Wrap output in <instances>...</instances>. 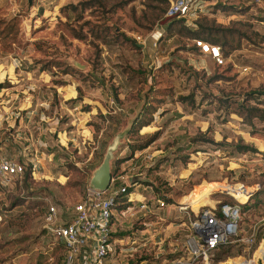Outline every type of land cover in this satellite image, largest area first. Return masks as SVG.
<instances>
[{
	"label": "rangeland",
	"instance_id": "1",
	"mask_svg": "<svg viewBox=\"0 0 264 264\" xmlns=\"http://www.w3.org/2000/svg\"><path fill=\"white\" fill-rule=\"evenodd\" d=\"M105 1L0 0V18L11 26L8 38H0L1 86L9 88L11 80L18 93L9 102L12 118L19 111L17 121L33 125L38 105L46 101L49 113L58 114L57 131H66L60 138L78 142L64 148L51 133L38 177L0 185V264H62L65 248L45 229L48 205L56 207L59 221H69L108 148L113 147L112 162L153 136L141 150L152 159L144 161L136 151L118 171L128 176L135 165L142 169L144 183L137 188L150 209L136 203L115 209V252L105 264H162L165 257L183 255L191 212L183 204L194 211L218 208L235 201L232 193H256L241 212V238L264 232V120L248 125L238 114L248 93L264 90V23L254 19L264 16V0H196L204 13L182 24L194 30L196 19L206 17L219 29L234 30H226L235 35L236 48L223 66L188 50L187 36L169 34L163 11L173 0ZM22 88L27 93H19ZM257 101L249 103L264 109ZM25 107L31 112L26 117ZM139 115L145 127L132 126ZM238 143L257 152H235ZM16 147L0 141V155ZM197 197L206 202L191 203ZM156 199L164 205L156 207ZM132 234L147 238L137 254L117 241ZM230 244L213 260H255L264 250V244L253 251L246 242Z\"/></svg>",
	"mask_w": 264,
	"mask_h": 264
},
{
	"label": "built area",
	"instance_id": "2",
	"mask_svg": "<svg viewBox=\"0 0 264 264\" xmlns=\"http://www.w3.org/2000/svg\"><path fill=\"white\" fill-rule=\"evenodd\" d=\"M203 9L204 6L198 4L196 0H173L164 16L166 18L177 17L189 20L191 17H196L198 14L204 13ZM135 38L137 41L141 40L140 36H135ZM191 42L192 46H195L199 53L210 57L216 66H223L226 63V57L222 54L220 46L210 44L202 39H193ZM2 81L0 80V84ZM8 81L11 84L9 88L0 87V97L2 92H10L6 93L5 98L0 101V124L3 122L0 133L5 136L1 141L6 145V141L11 140L13 143L12 146L16 144L17 147L13 152H9L8 150L6 154L0 155V185L2 186H8L13 179H23L26 169H30V174L33 178L38 177L35 174L39 172V164L43 158V153L40 150L46 146L45 143L40 145L38 139L30 140L25 136L24 132H26L27 124H25L24 118H20L17 121L19 111L14 113V119L12 118L13 111L11 112L10 110L11 103L9 102L13 98H16L18 93H15L16 91L12 89L15 83L11 80ZM20 90L19 93L23 92L25 94L24 91L27 93V89L22 88ZM24 98V101L28 100L26 95ZM38 106L39 110L36 112L37 119L35 122L37 128H43V125L49 119L55 122L58 121V114L54 110L49 113L51 107H49L46 101H42ZM24 109L26 110L24 114L26 117L31 112L28 111V107ZM10 119L12 120L10 121ZM57 127V125H50L48 132L56 134V138L58 139L56 140L61 146L68 148L69 143L76 142V139L65 138L63 140L64 137L61 139L60 134L64 136L66 131L63 130L61 132L60 129L57 131ZM15 153L16 155H14ZM17 155L18 157L21 155L23 159H18ZM140 157L144 161H150L153 154L140 152L138 158ZM134 176L138 177V179L142 176V171L136 165L132 167V173L128 176L118 173L112 174L106 190L95 189L89 185L83 200L74 206V214L67 222L59 221L56 207L48 205L45 214V229L61 241L65 248L62 264H105V260L113 255L115 250L112 247V223L115 218V209H118L117 207L122 205L120 203L127 205L126 207H130L136 203L138 209H150V204L145 198V194L137 188L140 185L139 182L130 181ZM130 188L134 190H130ZM230 191L240 192L236 188ZM119 192H127L124 194V201L118 202L116 199ZM248 195L247 198H250L252 194L250 196ZM232 197L235 200L232 203L219 202L218 208L214 206L198 207L196 211L193 210L190 204L184 203L183 205L185 206L181 207L182 210H185L187 214L188 211L186 210L190 209V213L193 215L192 218H189L188 214L190 213L187 214L189 234L185 242L186 252L174 260H167L165 257V263L162 264L180 263L186 259L192 261L198 259L200 260V264H264V250L262 255L255 260L254 258H250L238 262H230L229 257L222 261L213 260L214 252L223 245L236 241L252 244L255 241L254 231L245 240L239 234L242 204L247 203L249 199L241 200L233 195ZM155 201L157 202L156 207L164 205L162 199H156ZM146 240V237L140 238L132 234L124 238V241L122 237L118 238L117 241L119 245L124 242L122 246H128L130 250L136 249L137 251H134V254H137V252H141L140 244ZM262 244H264V238L260 240L258 248ZM155 259L156 257H146V260L149 262H155ZM144 262L146 261L144 260ZM130 264H139V262L135 260Z\"/></svg>",
	"mask_w": 264,
	"mask_h": 264
},
{
	"label": "trees",
	"instance_id": "3",
	"mask_svg": "<svg viewBox=\"0 0 264 264\" xmlns=\"http://www.w3.org/2000/svg\"><path fill=\"white\" fill-rule=\"evenodd\" d=\"M90 3H92V2L90 1L88 4H90ZM101 3L103 5L107 4V2L105 0H101ZM252 4H255V3H252ZM122 5H123V3H122ZM168 6H169V3L167 5L166 9L163 11V17H165L164 14H165ZM252 16H254V15H252ZM254 19L258 20L261 23H264V16L255 17ZM165 20H167L166 23L168 25V32L170 35L177 33L179 35L187 36L188 39H190V40L202 39L206 42H209L210 44H216V45L220 46L222 54L224 55V57H227V55H229L231 53V51L236 48V47H234V44H233V37L235 35L230 34V33L234 32V30L226 29L228 32H230V33H227L226 30H222V29H219L218 27H216L214 24V20L208 19L206 17H200V18L196 19V21H195L196 28L194 30H192L191 26L182 24L183 21L186 20L185 18H177V17L166 18L165 17ZM178 24H181V26L178 27L177 26ZM10 30H11V26H9V23L5 22L4 19L0 18V38L1 39L8 38V34L10 33ZM131 41L133 42V44L135 46H137L134 39H131ZM188 50H191L192 52L194 50H196L199 53L198 49L195 46L190 47V49H188ZM0 87H2L1 84H0ZM254 94H256V95H254ZM253 96H255V97H253ZM261 96L264 97V90L257 89V90H254V91L247 94L246 98L243 100L242 104L240 105L241 110L238 111V114H239L240 118L242 119V122H244L248 125H252L253 120L255 118L264 120V109L249 103V100H251V99L256 100L257 99L258 100L256 102L257 104L261 103L262 105H264V99H260V100L258 99V97H261ZM184 98L185 97H180V100L184 99ZM228 106H229V104H228ZM139 119H140V115H139V117H136V123L133 122L132 126L139 123ZM144 125H145L144 123H139L140 127H142ZM152 139H154V136L149 138L146 142H144L141 145H138V146L131 145V152L132 153L129 157H124V156L123 157H113V160L110 164L112 174L114 175V174L118 173V171L120 169V165L122 163L128 161V160L133 159L134 155L137 153L136 151H138L139 153L142 152L141 150H143V148H145ZM232 147H233V150L235 152H240V153H244V152H248V151L257 152V149H255L251 145H247V144L238 143ZM150 167H152V165L149 166L148 168H150ZM141 171H142V169H141ZM23 178L25 181L30 178V169L25 170ZM135 182L144 183V180L139 179L138 181H135ZM128 190H129V187H128ZM125 193H127V192H119V194L116 197L118 202L124 201V194ZM255 195H256V193L254 192L250 196L249 199H252ZM248 204H249V200L247 201V203L242 204V211L244 208H246V206H248ZM120 207H121V205H119L117 208H120ZM262 238H264V232L262 234L257 233L255 235V241L249 245V246H251V251H253L258 246V244ZM239 244H240L239 246L241 247L242 243H239ZM230 247H232L231 244L230 245L226 244V245L219 247L214 252L213 259L216 258L217 254L218 255L221 254V251H222V253L227 252ZM220 249H221V251H220ZM223 249H224V251H223ZM167 259L168 260H174L172 258L171 259L167 258ZM155 261H158V259L157 260L155 259Z\"/></svg>",
	"mask_w": 264,
	"mask_h": 264
},
{
	"label": "water",
	"instance_id": "4",
	"mask_svg": "<svg viewBox=\"0 0 264 264\" xmlns=\"http://www.w3.org/2000/svg\"><path fill=\"white\" fill-rule=\"evenodd\" d=\"M112 151L113 147L110 146L101 164L94 170L90 178V185L95 189L106 190L109 186L112 177V170L110 165ZM137 180L138 177L134 176L130 181L135 182Z\"/></svg>",
	"mask_w": 264,
	"mask_h": 264
},
{
	"label": "crops",
	"instance_id": "5",
	"mask_svg": "<svg viewBox=\"0 0 264 264\" xmlns=\"http://www.w3.org/2000/svg\"><path fill=\"white\" fill-rule=\"evenodd\" d=\"M85 117H88L87 115L85 116ZM50 125H54V126H56L57 125V122H55V121H51L50 119H49V121L47 122V123H45L44 125H43V128H40V127H36L35 126V124H29L28 126H27V128H26V132H24L25 133V136L26 137H28L30 140H39L40 142V145H43V143H45V144H49V137H50V134L51 133H49L48 132V128H49V126ZM5 136H3L2 135V133H0V141L4 138ZM6 146H10V147H12V142H11V140L10 141H6ZM8 150V149H7ZM11 150H13L12 148H11ZM8 152V151H7ZM11 152V151H10ZM40 152L41 153H43V149L41 148V150H40Z\"/></svg>",
	"mask_w": 264,
	"mask_h": 264
},
{
	"label": "bare ground",
	"instance_id": "6",
	"mask_svg": "<svg viewBox=\"0 0 264 264\" xmlns=\"http://www.w3.org/2000/svg\"><path fill=\"white\" fill-rule=\"evenodd\" d=\"M37 176V174H35ZM233 196L237 197V198H240V196H245L243 198H241V200H246L247 196L244 195V194H235V193H232ZM208 198V197H207ZM199 201V202H206L204 201V199H201L199 197L196 198V200H193L191 203H195V201ZM195 205V204H194ZM263 252V251H262ZM259 254V253H258Z\"/></svg>",
	"mask_w": 264,
	"mask_h": 264
}]
</instances>
